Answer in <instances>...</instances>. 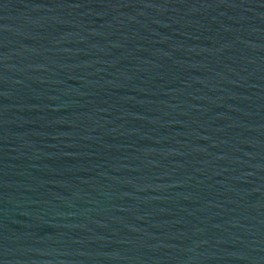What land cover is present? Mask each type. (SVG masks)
I'll return each instance as SVG.
<instances>
[{"label":"water","instance_id":"obj_1","mask_svg":"<svg viewBox=\"0 0 264 264\" xmlns=\"http://www.w3.org/2000/svg\"><path fill=\"white\" fill-rule=\"evenodd\" d=\"M0 264H264V0H0Z\"/></svg>","mask_w":264,"mask_h":264}]
</instances>
